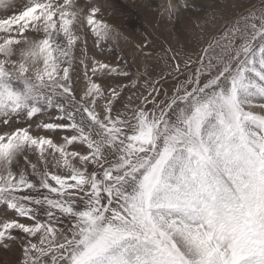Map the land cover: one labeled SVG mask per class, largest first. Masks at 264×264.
I'll use <instances>...</instances> for the list:
<instances>
[{"label":"snow or ice","instance_id":"6c2138e0","mask_svg":"<svg viewBox=\"0 0 264 264\" xmlns=\"http://www.w3.org/2000/svg\"><path fill=\"white\" fill-rule=\"evenodd\" d=\"M0 12V247L19 241V264H264V0L136 45L143 71L103 58L122 34L94 0Z\"/></svg>","mask_w":264,"mask_h":264},{"label":"rangeland","instance_id":"374dc122","mask_svg":"<svg viewBox=\"0 0 264 264\" xmlns=\"http://www.w3.org/2000/svg\"><path fill=\"white\" fill-rule=\"evenodd\" d=\"M19 2L20 0H17L18 4ZM94 2L101 8L102 19L122 34L118 43L105 46L103 58L115 61L122 57L132 71L137 68L143 71L145 59L138 52L136 45L147 43L157 53L168 45L175 46L177 39L185 36L194 15H202L204 12L211 14L217 8L225 7L231 0H194L195 7L191 11L182 12L173 19L156 11V6L166 3V0H94ZM261 2L262 0H251L257 7ZM226 12L231 14L232 9L226 8ZM2 14L0 12V15ZM88 46L99 55V50L93 47L91 39ZM132 47L135 49L132 50ZM148 63L153 66L157 61L152 60ZM159 64L163 67L162 61ZM156 71H159V67ZM8 215L11 216L12 213L9 212ZM21 255L19 241L9 249L0 247V264H19Z\"/></svg>","mask_w":264,"mask_h":264},{"label":"bare ground","instance_id":"6f19581e","mask_svg":"<svg viewBox=\"0 0 264 264\" xmlns=\"http://www.w3.org/2000/svg\"><path fill=\"white\" fill-rule=\"evenodd\" d=\"M122 41V40H121ZM135 49V47H132V50H134ZM136 52V51H135Z\"/></svg>","mask_w":264,"mask_h":264}]
</instances>
